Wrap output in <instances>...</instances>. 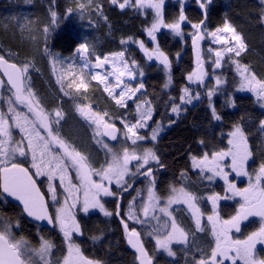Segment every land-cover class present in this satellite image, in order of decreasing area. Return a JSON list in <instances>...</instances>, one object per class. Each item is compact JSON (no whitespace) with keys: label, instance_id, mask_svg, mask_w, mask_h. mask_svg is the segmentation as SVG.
<instances>
[{"label":"trees","instance_id":"1","mask_svg":"<svg viewBox=\"0 0 264 264\" xmlns=\"http://www.w3.org/2000/svg\"><path fill=\"white\" fill-rule=\"evenodd\" d=\"M186 1H165L162 8L165 23L178 20L181 7L186 16L185 21L189 25L186 27L187 31L191 30L192 24L203 21L204 13L196 0ZM79 2L86 5L83 13L78 11V0H0V55L18 66L31 62L33 67L29 72L30 86L40 103L49 112L61 108L65 115V121L54 126L68 143L88 156L89 162L97 169L109 157H106L105 149L96 142V136L89 124L76 111L75 104L87 103L97 107L102 113L107 111L108 115L105 116L107 121L121 129V116L125 119L127 114L131 115L134 103L128 104V108L118 107L96 81H91L87 93L66 90L70 96L64 95L65 90L61 91L56 77L64 72L66 65H57L58 71L54 75L52 58L45 55L43 28L49 25L52 29L48 36L47 48L60 57L73 56L78 44L87 39L90 46H95L97 53L108 54L123 50L128 58L142 65L144 76L143 79H139L143 84L139 101L150 102L154 112L152 124L159 125L162 129V134L154 145L150 142L142 145L155 151L159 157V164H151L149 166L153 171L151 177L139 182L131 193L123 197L121 219L126 221L129 229L135 228L140 233L153 264H194V259L209 255L210 248L214 246V238L207 223L203 226L205 231H196L189 212L183 207L177 209L174 216L178 222L185 224L189 236L185 246L173 248L176 255L170 258L164 253L157 254L153 239L145 238L143 231L146 230L145 227L128 221L126 212L129 210L130 202H133V197L139 192H145L147 180L154 179L155 190L161 199H166L170 195L172 187L177 189L183 187L197 197L204 216H209L211 212L205 197L213 194L228 197L217 201V213L222 220L230 219L236 214L242 204L239 197L231 195L232 192L227 190L228 185L221 176H213L211 172L205 170V173L209 174L202 177L201 172L193 167L192 157L201 159L206 153L211 157L213 152L226 151L231 147L228 143L231 139L229 133L234 130V126H239L244 131L252 152L245 165L246 170L252 174L258 171L261 163H264V132L260 130L264 111L260 109L254 95L246 96L238 92L240 79L236 65L229 60V57H232L250 67L258 79L264 80V20L261 19L264 16V0H211V3H206L203 32L214 31L217 27H222L227 20L242 36L247 50L238 57L235 54L225 57V65L215 74L216 78H210L206 82L204 80L194 91L191 90L188 80V76L197 69V49L193 45V38L189 37L182 42L166 30L158 34L156 48L159 47L172 64L169 83L162 69L155 64L147 65L140 53L130 45L137 40H146L147 29L151 27L155 16L151 11L143 13L136 7L128 6L121 9L119 3L123 0H118L116 4H113L112 0ZM97 6L99 11L96 10ZM69 8L72 9L70 16L66 12ZM50 9L57 13L59 26L51 25ZM205 38L204 35V43ZM121 39L127 43L121 44ZM217 77L222 81L219 85L216 83ZM64 82L68 83L67 76ZM184 88H188L196 97L199 96L192 107H179ZM209 90H214L211 100L208 97ZM174 105L179 107L178 113L172 112ZM213 108L220 117L219 120L214 118ZM219 163L223 171L229 174L228 180L234 183L236 188L248 187V177L237 176L232 171L230 156ZM139 176L141 175H137L136 179ZM209 176H212L211 180L207 179ZM133 182L134 179L131 184ZM122 192L116 191L120 196ZM118 200V197L104 200L105 208L113 213L110 217L99 213L84 214L78 210L76 219L80 223L82 235L75 236L73 240L80 246L85 257L99 260L102 264H139L137 255L128 249L126 233L115 215ZM3 212L13 219L18 215L17 207L10 204ZM20 220L21 235L37 244L39 236L35 226L23 217ZM258 229V222L250 221L246 224L241 223L240 232L233 229L230 234L233 239H245ZM42 236L56 244L57 255L61 254V250H66L63 241L50 232L44 231ZM263 252L258 253L261 259H264Z\"/></svg>","mask_w":264,"mask_h":264},{"label":"snow or ice","instance_id":"2","mask_svg":"<svg viewBox=\"0 0 264 264\" xmlns=\"http://www.w3.org/2000/svg\"><path fill=\"white\" fill-rule=\"evenodd\" d=\"M200 8L204 9L206 3H211V0H196ZM113 4L118 3V0H112ZM164 0H123L119 3V7L124 9L128 7L136 8H151L155 10V16L150 28L147 29L148 35L155 40L154 32L160 27L172 29L177 35H180L181 22L186 20L183 8L178 20L172 23H165L163 16ZM78 11L83 13L85 3L78 0ZM99 11V7L96 8ZM51 25L59 26L57 13L51 11ZM67 15H72V9L66 10ZM105 19H107L105 17ZM264 20V16L261 17ZM200 23L192 24L196 29L193 35V45L197 49V69L188 76L190 82L203 83L207 73L203 70V61L199 56L198 41L204 39V32L201 30ZM52 29L49 25H45L43 33L45 35V55L52 58L53 72H57V65H66L64 72L57 75V83L61 84V91H64V79L68 77L66 87L74 89L77 93H87L91 81H96L98 85L103 86V91L115 101L120 108H128L127 100L133 99L136 93L143 88L141 83L139 87H129L124 82L123 77L129 79L135 77L136 73L129 61L125 59V51H116L108 54H100L95 51V46L88 43L87 39L83 40L74 50L71 57H60L59 54H53L47 48V40ZM229 33L234 44L229 43V38L222 35ZM207 35L212 37V42L215 44L224 45L220 50H215L216 57L213 62L217 68L221 67L225 53H234L235 56H240L242 52L247 50L242 36L237 33L236 29L225 20L222 27H217L214 31H210ZM35 39V37H33ZM131 39V38H129ZM121 44L127 43L121 39ZM141 50L151 60L153 55L159 60L165 68L169 67L168 57L157 47L153 52H150L144 43L138 42ZM209 52L213 49L209 48ZM231 63L236 65V70L241 77L239 84L240 91H249L253 93L258 100L264 101V80L258 79L256 74L250 67L241 64L239 61L229 57ZM111 65V71H106L101 74L106 65ZM136 64L135 60L131 61V65ZM33 67L31 62L18 66L16 63L9 62L5 56L0 55V70L3 71L7 80L0 79V88L10 86L11 97L7 99V112L0 110V193H6L7 196L14 198L23 207L22 212L26 213L36 221H47L48 225L53 228H58L63 235V244H66V250H61V254L57 255L56 244L44 236H40L39 242L33 244L23 235L17 237L14 229L20 227L19 221L13 224L11 221H4L0 218V264H102L99 260H92L84 256L80 246L74 242L73 234L82 235L80 223L76 219V213L73 211L77 204L81 205L82 211L87 214L90 209H99L104 216H112L113 213L105 208L101 202V196H117L110 189V185L115 182L116 186L122 191H128L131 184L125 178L131 172L129 165L132 161L138 163L134 165L136 171L131 172L132 176L143 175L151 177L152 168L146 167L151 161L159 164V157L151 148H145L142 152H138L135 148L131 150L127 146L121 147L120 151H116L114 147L109 146L101 140L96 142L102 144L107 151L106 157L110 154V159H105V162L99 169L94 168L89 162L88 156L81 153L61 135L59 129H53L52 124H60L64 118V113L61 108H55L52 112L47 111L40 103L39 98L30 86L31 77L29 68ZM79 69L77 72L76 69ZM141 76L143 72L139 73ZM109 77L114 78V83L109 80ZM171 82L169 78V83ZM217 85L222 81L219 77L216 79ZM167 86V84L165 85ZM120 89L119 92L116 90ZM184 95L180 97L182 103H191L192 97L189 94V89H182ZM214 90H209L208 97L211 100ZM64 95L70 96V93L64 91ZM14 98V99H13ZM197 99L199 96L196 97ZM4 97L0 96V100ZM139 101V98H137ZM22 105L28 109L31 114L26 115L17 110L14 105ZM264 107V103L261 104ZM76 111L89 120L90 123L96 125L95 136H107L112 141H118L121 129L117 128L114 123L105 120L108 115L107 111L103 113L93 112L90 105L75 104ZM178 106L172 107V112L178 113ZM213 116L219 120L213 108ZM53 113L56 119H52ZM153 109L148 100L136 102V110L134 119L126 121L121 116L120 123L124 126L123 136L125 140H130L132 145H137V141L147 139L146 135L139 133V129L148 128V121L152 119ZM260 127L264 129V120L260 122ZM13 129H18L20 136L16 138L13 135ZM161 128L159 125L151 129V139L156 140ZM231 139L228 140L231 147L226 151H217L211 154V157L206 153L201 159L192 157L193 167L199 168L201 172L205 170L211 172L213 176H221L228 185V191L232 192L233 196H240L243 203L240 204L236 214L230 219L222 220L216 212L217 201L220 199H228L221 197L218 194H213L208 197L213 204V214L207 217L211 224V235L214 237V246L210 248V254L194 259V264H225L230 261L231 264H264V259L258 256L257 245H264V163H261L258 171L250 174L245 165L252 152L249 149L248 140L244 131L239 126H234V130L229 133ZM58 148L60 151H54ZM29 156L31 157V169H35V173L29 167L24 166ZM231 157V168L237 176H247L249 179L248 187L243 189L236 188L234 183L228 180V173L223 171L219 161L225 157ZM23 158V159H20ZM69 169H73L80 183L74 184L72 178L68 175ZM144 171H141V170ZM34 176H46L49 181L48 192L51 194V200L54 202L55 213L49 212V204L45 199V195L41 193L37 187V181ZM93 176H99L100 181L93 179ZM59 178V186L54 185L51 181ZM211 180L212 176L207 177ZM107 181V185L104 183ZM57 187H62L64 192L63 203L59 202V194ZM83 193L81 200L80 193ZM139 194V193H138ZM71 200V203H69ZM135 200V197H133ZM197 197L186 191L183 187L177 189L171 188V193L167 197V202L164 206H160L161 197L157 195L155 190L154 179L151 180L147 188V202H142L139 206V214H142L144 219H140V215L133 208L132 203L129 204V210L126 213L127 218L134 220L139 224L150 225L152 221H156L157 226H152V231L148 235L154 236L156 246L167 252L168 256H175L176 253L170 245L175 243L186 244L188 242L189 233L186 232L177 223L176 218L169 211L172 204H185L192 212L195 219L196 231H205L201 225V216L203 215L200 208L197 207L195 201ZM157 210L168 217L167 220H161L159 215L155 213ZM115 215L119 216V205ZM250 216L260 217L261 225L258 230L253 231L245 239H233L231 232L235 229L236 232L241 231V223L247 220ZM121 223L124 226L128 243L138 253L137 259L139 264H152V258L146 251L144 244L141 241L140 233L135 228L129 229L128 224L122 218ZM39 227V226H38ZM164 229L162 235H154ZM93 239H98L93 237ZM195 239V237H194Z\"/></svg>","mask_w":264,"mask_h":264},{"label":"rangeland","instance_id":"3","mask_svg":"<svg viewBox=\"0 0 264 264\" xmlns=\"http://www.w3.org/2000/svg\"><path fill=\"white\" fill-rule=\"evenodd\" d=\"M165 1L166 0H164V3H165ZM186 1V0H185ZM187 2V1H186ZM127 7V6H126ZM138 9H140L143 13H147V11L149 12V11H151L154 15H155V10L154 9H151V8H138ZM189 25H188V23L185 21H183V22H181V25H180V35H177L172 29H169V28H166V27H160L157 31H155L154 32V36H155V40H153L149 35H148V33H146V40L145 41H143V40H137V41H134V42H132V44H130L131 46L133 45L134 46V48L140 53V55L144 58V61H145V63L147 64V65H154L155 64V66H157V67H159L160 69H162V71H164V73H165V75L168 77V80H169V78L171 77V70H172V64L169 62V67L168 68H165V66L159 61V60H157L156 58H155V55H153V58L150 60L146 55H145V53H144V51L143 50H141L140 49V47H139V43L138 42H143L144 43V45H145V47L150 51V52H153L154 53V51H155V49H156V46H157V43H158V34H161L162 32V30H166V31H168V32H170L174 37H175V39H180L182 42L183 41H185L187 38H189L190 37V39H192L193 38V35L196 33V29H194L193 27H191L190 29L191 30H189V31H187V28L186 27H188ZM205 32V43L203 42V43H201L200 45V47H199V54H201V56H200V58L201 59H204L205 61L203 62V65L205 66L204 67V69L206 70V73H207V75L205 76V82L208 80V79H210V78H216V76H215V74L220 70V68L223 66V65H225V57H227V56H230V55H233L234 53H225V56H224V58H223V60L221 61V67H219V68H217L216 66H215V64L213 63L214 61H215V59H216V57H215V55H214V51L215 50H220L222 47H224V45H220V44H215V43H213L212 42V37L211 36H209V35H207V33L208 32H210V31H204ZM222 35H224V36H226V37H228L229 38V43L230 44H234V41H232L231 40V36H230V34L229 33H223ZM202 48V49H201ZM209 48H211V49H213V52H209ZM200 49H201V51H200ZM125 59H127L128 61H129V64H130V66L131 67H133V71L136 73V75H135V77L134 78H132V79H129L127 76H125V77H123L122 79L124 80V82L126 83V84H128L129 85V87H133V88H136V87H139L140 86V80L141 79H143V76H144V70H143V67H142V65H140V63H136L134 66H132L131 65V59L130 58H128V56L125 54ZM227 65V64H226ZM197 68V67H196ZM236 68V67H235ZM112 69H111V65L109 64V65H106L105 66V69L104 70H100V69H94V71H100L101 72V74H103L104 72H106V71H111ZM196 70V69H195ZM211 71L210 73L208 72V71ZM31 71V67L29 68V72ZM143 72V75L141 76L139 73L140 72ZM236 72H237V70H236ZM56 73L57 72H55V74L54 75H56ZM237 74H238V72H237ZM238 76H239V79H240V81H241V77H240V75L238 74ZM56 79H57V77H56ZM140 79V80H139ZM109 80L111 81V82H115L114 81V78L113 77H109ZM64 83H67V82H64ZM60 84V83H59ZM198 82H190V84H189V86L190 87H192V89L191 90H193L194 91V89H196V87L198 86ZM66 85L67 84H65V88H64V90L66 91H72L73 90V92H74V89H68L67 87H66ZM60 86H61V84H60ZM102 86V85H101ZM103 87V86H102ZM237 89H239V88H237ZM117 92H119L120 91V89H117L116 90ZM141 91H142V89L139 91V92H137L136 93V95H135V97H133V99H131V100H127V104H133L134 103V106H133V111H132V114L131 115H129V114H127V116L125 117V120L126 121H131V120H133L134 118V116H135V110H136V102H139V101H137V98H141ZM238 92L240 93V94H243V95H252L251 94V92H249V91H240V90H238ZM189 94L191 95V97H192V100H191V103H187V102H184V103H181L180 104V108L181 107H186V106H189V107H192L196 102H197V98H196V96L194 95V94H192V92H189ZM254 99H256V101L259 103V107H260V109H262L263 111H264V107H261V104L262 103H264V101H262V100H258L257 99V97L255 96V98ZM82 105H90L91 106V110L93 111V112H97V113H102L99 109H97V107H95V106H92L91 104H87V103H84V104H82ZM24 107V106H23ZM24 108H26V107H24ZM154 113V112H153ZM80 115V114H79ZM64 117H65V115H64ZM153 117H154V114H152V119L151 120H149L148 121V128H146V129H139L138 131H139V133L140 134H142V135H146L147 136V139H145V140H142V141H137V145H132L131 144V141L130 140H125V138H124V136H123V131H124V126H123V124L121 125V133L119 134V140L118 141H116V142H113L112 144H109L107 141H106V139L104 138V136H96L95 138H96V140H101V141H103L104 143H107L109 146H112V147H114V149L116 150V151H120V149H121V147H123V146H127V147H129V149L131 150L132 148H135L138 152H142L145 148H149V147H145V146H143L142 144H144V143H148V142H150V143H152L153 145H154V143H156L157 141H158V139L160 138V134H162V129H161V131L159 132V134H158V136H157V139L156 140H152L151 139V129L152 128H154V127H156L157 125H153L152 124V121H153ZM84 118V117H83ZM52 119H53V116H52ZM85 119V118H84ZM63 121H65V118H63L62 119ZM86 120V119H85ZM105 120H107L106 119V117H105ZM86 122H87V124H89V126L91 127V129H92V131H93V133L95 134V129H96V125L95 124H92V123H90L89 122V120H86ZM53 125H54V123H53ZM160 128H161V126H160ZM260 130H262L263 132H264V129H260ZM100 146L103 148V146H102V144H100ZM105 149V148H104ZM152 149V148H151ZM153 150V149H152ZM105 151H107L106 149H105ZM154 151V150H153ZM155 152V151H154ZM157 155V154H156ZM109 158L108 159H110V154H109V156H108ZM156 164V162L155 161H151L150 163H149V165H147L146 167H149L151 164ZM195 168V167H194ZM130 169H131V172H135L136 171V169H135V167H133V166H131L130 167ZM196 170H198V172H201V170L199 169V168H195ZM141 171H144L143 169L141 170ZM131 172L129 173V175L125 178L126 180H128L129 181V183L131 184V182L133 181V179H134V177H136V176H132L131 175ZM201 174V176L202 177H204L205 176V174L207 175V174H209V173H205V171L204 172H201L200 173ZM69 176L71 175V178L72 177H74V179L76 180L75 182L74 181H72L74 184H79L80 183V181L77 179V177H76V173H75V171L72 169V170H70V173L68 174ZM93 179L94 180H96V181H100V177L99 176H93ZM73 180V179H72ZM150 182H151V180H147V185H146V190H145V192L144 193H142V192H139V194H137L136 196H135V200H133V202H131L132 203V205H133V208L137 211V213L139 214V206H140V204L142 203V202H144V203H146L147 202V188L149 187V184H150ZM104 183L107 185V181H104ZM110 189L112 190V191H114V192H116V191H122L120 188H118L117 186H116V184H115V182H113L110 186ZM187 191V190H186ZM158 195V194H157ZM231 195H233V194H231ZM80 196H81V200H82V198H83V193H82V191H81V193H80ZM117 197H118V195L117 196H101L100 197V199H101V202L102 203H104V200L105 199H109V198H116L117 199ZM208 197L209 196H207V197H205L206 198V200H207V202L209 203L208 205L210 206L209 208H210V210H211V212H210V215H212L213 214V204H212V201H210L209 199H208ZM236 197H239V200H241V201H243L242 200V198L240 197V196H236ZM241 198V199H240ZM63 200H64V197H62V199H61V203H63ZM137 201H139V202H137ZM166 202H167V198L166 199H161V201H160V206H164L165 204H166ZM69 203H71V200H69ZM195 203H196V205H197V207H199V203H198V201L196 200L195 201ZM180 207H183V208H185L188 212H189V214H190V216H191V218L193 219V221H194V224H195V219L193 218V216H192V212L189 210V208L187 207V205H185V204H172L170 207H169V211L170 212H172V215L174 216V212H176V210L177 209H179ZM200 208V207H199ZM78 210H80L81 211V213H84L83 211H82V208H81V205L80 204H77V207L75 208V209H73V211L77 214V212H79ZM202 209L200 208V211H201ZM128 212V211H127ZM126 212V213H127ZM216 212H217V208H216ZM92 213H99V214H102L103 215V213H101L100 211H99V209H90L89 210V212L87 213V214H92ZM201 213H202V211H201ZM85 214V213H84ZM156 215H159L160 217H161V220L163 221V220H167L168 219V217H165V216H163V214L162 213H160L158 210H157V212L155 213ZM140 215V219H144V217H143V215L142 214H139ZM126 217H127V215H126ZM175 217V216H174ZM207 217L208 216H204V215H202L201 216V225H202V227L204 226V223H207L208 225V228H210L211 229V224L208 222V219H207ZM128 219V218H127ZM4 221H7V220H4ZM128 221H130L131 223H136L134 220H131V219H128ZM177 221V220H176ZM177 223L180 225V227H182L185 231H186V226H185V224H183L182 222H178L177 221ZM137 224H139V223H137ZM142 226H144L145 227V229L146 230H143L144 231V235H145V238L148 240V238H152L153 240L152 241H154L155 242V247H156V251H157V254H165L167 257H170V256H168V254H167V252H165L163 249H160V248H158L157 246H156V241H155V239H154V236H152V235H148V233L149 232H151L152 231V226H157L158 227V225L156 224V221H152L151 222V224L150 225H147V224H141ZM19 229L20 228H17V229H14V231H15V234L17 235V237H19V236H21V233H20V231H19ZM164 229H161L160 230V232H158V233H154V235H162L163 233H164ZM75 236H78L77 234H73V238L75 237ZM40 238V237H39ZM214 238V237H213ZM38 242H39V240H38ZM187 244V243H186ZM186 244H183V243H175V242H173L171 245H170V247L172 248V250H173V248L175 247V246H179V245H181V246H185ZM66 245V244H65ZM174 257V256H173ZM153 258H155V257H153ZM171 258V257H170ZM225 264H231V262L230 261H226L225 262ZM238 264H239V262H238Z\"/></svg>","mask_w":264,"mask_h":264},{"label":"flooded vegetation","instance_id":"4","mask_svg":"<svg viewBox=\"0 0 264 264\" xmlns=\"http://www.w3.org/2000/svg\"><path fill=\"white\" fill-rule=\"evenodd\" d=\"M0 79L5 80L1 72H0ZM9 88H10L9 86L4 87V88H0V96L4 97L3 100H0V110H2L4 112H7V109H8V105H7L6 101L9 97H11V91L9 90ZM252 95H254V94L252 93ZM14 106L17 108L18 111H20L26 115H29L31 117V114L28 112L27 108H24L22 105H18V104L14 105ZM52 116H53V119H56L54 113ZM62 121L63 120H61L60 122H62ZM54 125H55V123H54ZM54 125L52 124L53 129H57V127H55ZM61 131H63V130L61 129ZM13 135L16 138H19V136H20L19 130L13 129ZM54 151H60V150L58 148H54ZM20 159H23V158H20ZM24 166L29 167L31 169V157L30 156L26 161H24ZM70 170H72V169H69V173H70ZM31 171L33 173H35V169H31ZM70 177H71V175H70ZM34 179H36L37 187L40 188L41 193H43L45 195V199H46L47 203L49 204V212L54 214L55 213V206H54V202L51 200V194L48 192L49 181L47 180V177L46 176H34ZM72 179H73L72 181H74V182L76 181L74 179V177H72ZM134 179H136V177H134ZM51 183L59 186V183H60L59 178L55 179L54 181H51ZM57 192L59 194V202L61 203L62 197L66 196L67 193L64 192L62 187H57ZM119 196L120 195H118V198H119ZM242 203H243V201H242ZM9 204L17 207V214L18 215L14 219L12 217H9L8 214H6L5 212H3V210H6L8 208ZM22 207L23 206L18 201H16L14 198L7 196L6 193H0V218H2L3 220L11 221L13 224H15L16 221H19V223H20V221H21L20 218L23 217V218L27 219V221L30 222V224L35 226V230L37 231V235L39 237L42 236V232L47 231V232H50L52 235H55L56 237L60 238L63 241V235H62V233L59 232L58 228H53L52 225H48L47 221L33 220L31 217H28L26 213L22 212ZM250 221H257L259 224V227L261 225L260 217H256V216H250L247 220L242 221V223L246 224V223H249ZM19 228H20L19 231L21 233L22 227L20 226ZM257 250H258V253L260 251H264V245H257ZM259 254H258V256L260 257Z\"/></svg>","mask_w":264,"mask_h":264},{"label":"water","instance_id":"5","mask_svg":"<svg viewBox=\"0 0 264 264\" xmlns=\"http://www.w3.org/2000/svg\"><path fill=\"white\" fill-rule=\"evenodd\" d=\"M182 1L185 2V0H182ZM202 11H203V13H204V19H203V23H202V25H201V30L203 31V26L205 25V22H206V10H205V8L202 9ZM203 40H204V39L199 40V41H198V44H201V43L203 42ZM203 68H204V66H203ZM203 70H204V69H203ZM204 71H205V70H204ZM0 72L2 73L4 79L7 80V77L4 76L3 71L0 70ZM199 84L202 85L203 83H199ZM9 87H10V86H9ZM116 127H117V126H116ZM117 128H118V127H117ZM118 135H119V134H118ZM104 138H105L107 141L111 142V143L116 142V141H112V140H110L109 137H107V136H104ZM137 163H138L137 161H132V163L129 165V167L134 166V165H136ZM152 174H153V171H152ZM145 179H147V176H143V175L139 176L136 180L134 179V182L131 184V187L128 189V191H123V192H122V194H121V196L119 197V200H118L119 211L121 210V205H122V199H123V197H125L126 194L131 193V192L135 189V187L138 185V183L141 182L142 180H145ZM116 211H117V210H116ZM116 216H117V215H116ZM117 218L119 219V221H120V223H121V211H120V215L117 216ZM121 225H122V227H123V229H124V226H123L122 223H121ZM140 237H141V236H140ZM141 241H142V243H143L142 238H141ZM143 244H144V243H143ZM127 246H128V249H129L130 251L134 252V253L138 256V253L136 252V250H135L134 248H132V246L128 243V239H127ZM144 247H145V246H144ZM145 249H146V248H145ZM138 263H139V261H138ZM152 264H153V262H152Z\"/></svg>","mask_w":264,"mask_h":264}]
</instances>
